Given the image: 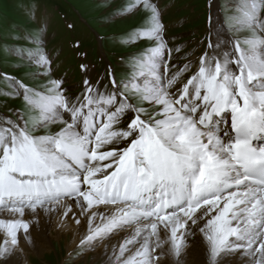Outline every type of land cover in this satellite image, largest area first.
I'll return each mask as SVG.
<instances>
[{"label":"snow or ice","instance_id":"obj_1","mask_svg":"<svg viewBox=\"0 0 264 264\" xmlns=\"http://www.w3.org/2000/svg\"><path fill=\"white\" fill-rule=\"evenodd\" d=\"M140 9L128 36L149 46L119 79L85 78L75 96L51 76L40 32L12 37L33 47L8 53L37 71L0 73L21 100L0 114V260L64 207L87 223L82 248L125 233L105 244L107 264H186L193 243L205 264H264V0H237L227 39L210 24L190 75L191 60L169 62L155 0L123 12Z\"/></svg>","mask_w":264,"mask_h":264},{"label":"rangeland","instance_id":"obj_2","mask_svg":"<svg viewBox=\"0 0 264 264\" xmlns=\"http://www.w3.org/2000/svg\"><path fill=\"white\" fill-rule=\"evenodd\" d=\"M155 2L162 12L164 36L172 49L169 62L183 65L191 60L192 69L187 75L195 71L198 58L206 48L210 24L213 31H222L226 39L234 34L229 31L226 18L237 0ZM128 3L129 0H0V73L20 77L37 71L10 55L7 48L12 45L33 47L30 42L12 37L40 32L44 38V50L52 61L51 76L65 81L63 87L69 90L67 95L79 94L85 78L107 84L109 69L119 79L130 70L132 57L149 46L143 38L129 40L128 34L142 26L146 14L143 9L124 13ZM81 65H85V70L82 71ZM25 82L30 85L42 83L39 78L28 79L26 75ZM5 91L10 89L0 77V114L6 115L10 109L20 108L21 100L8 98ZM38 240L46 252L40 255L25 253L29 264H103L104 258L97 260L91 256L99 245H91L93 249L90 246L76 247L68 254L64 240L60 243L53 241V244L41 238ZM12 258L11 255L0 260V264H15ZM204 260L202 257L195 264H205ZM17 264H23V260Z\"/></svg>","mask_w":264,"mask_h":264},{"label":"bare ground","instance_id":"obj_3","mask_svg":"<svg viewBox=\"0 0 264 264\" xmlns=\"http://www.w3.org/2000/svg\"><path fill=\"white\" fill-rule=\"evenodd\" d=\"M100 207L103 208L104 206ZM64 211L65 208L60 207L59 211H53L48 216H45L43 213L40 214L39 224L38 226H34L31 232L32 243L26 244L21 241L19 249L14 251L12 254V259L15 261V264H17V261H20L21 259L23 260V264H29L27 257H24L27 256L25 255L27 252L34 253L36 255L44 254L46 252V248L38 240L39 238L52 244L53 241L60 243L62 240H64V246L68 254H71L72 250L76 249V247H81L79 245L80 239L87 234V223L83 217L73 216L72 212H70L68 216L65 217ZM76 211L78 210L73 209V212ZM76 219L80 220L79 224L75 222ZM98 222L99 221L97 220V223ZM124 235L125 233L113 234L110 237V240L94 242L92 244L93 246H99L95 249V252L93 253L94 255L91 256H94L97 258V260L98 258H104L103 264H107V260L109 257H111L112 250L110 246L107 250V255H105V244H117L122 240ZM93 246H90V249H93ZM188 256H191L190 258H192V264H195V262L202 257L205 259L202 249L195 243H193L192 246L187 249V255L184 257L186 264H191L189 262Z\"/></svg>","mask_w":264,"mask_h":264}]
</instances>
